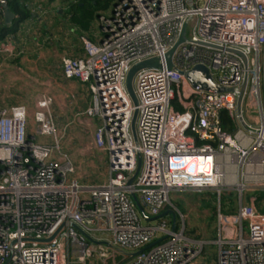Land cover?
Returning a JSON list of instances; mask_svg holds the SVG:
<instances>
[{
	"label": "built area",
	"instance_id": "obj_1",
	"mask_svg": "<svg viewBox=\"0 0 264 264\" xmlns=\"http://www.w3.org/2000/svg\"><path fill=\"white\" fill-rule=\"evenodd\" d=\"M7 1L0 0L2 16ZM95 21L99 40L80 32L83 55L60 63L65 78L87 86L85 113L98 121L93 143L106 155L107 179L80 182L57 139L34 140L54 133L44 112L33 114L29 135L24 106L0 108V264H197L207 242L185 236L183 221L179 230L163 217L148 223L132 195L148 217L166 206L178 215L170 192L215 189L219 196L231 174L264 181V0H113ZM184 26L175 69L167 68L164 55ZM10 46L1 42L0 55ZM151 58L162 66L136 72L134 106L126 74ZM196 64L225 90L192 85L182 72ZM244 76L243 127L236 104ZM223 111L232 132L223 127ZM138 154L140 169L129 183ZM214 243L215 264H264V216L240 203L237 215L220 222Z\"/></svg>",
	"mask_w": 264,
	"mask_h": 264
},
{
	"label": "crops",
	"instance_id": "obj_2",
	"mask_svg": "<svg viewBox=\"0 0 264 264\" xmlns=\"http://www.w3.org/2000/svg\"><path fill=\"white\" fill-rule=\"evenodd\" d=\"M72 2L75 0H29L30 16L15 27L14 14L8 24L2 17L1 25L14 29L0 36V43L11 44L10 53L0 55V108L24 106L29 135L35 131L33 114L44 112L54 133L34 134V140L49 145L57 139L59 150L75 168L72 176L80 182L101 183L107 179L106 155L99 156L105 158V169L100 170L96 159L101 158L95 157L93 143L98 121L85 113L90 104L87 86L65 78L60 63L63 56L83 55L80 32L92 41L99 40L100 34L93 20L87 29L72 22ZM197 264H203L201 259Z\"/></svg>",
	"mask_w": 264,
	"mask_h": 264
},
{
	"label": "rangeland",
	"instance_id": "obj_3",
	"mask_svg": "<svg viewBox=\"0 0 264 264\" xmlns=\"http://www.w3.org/2000/svg\"><path fill=\"white\" fill-rule=\"evenodd\" d=\"M113 0L108 1V5L103 11L99 13L107 16L112 5ZM95 18V17H94ZM93 18V23H96ZM91 25V24H90ZM173 106L178 108V104L173 101ZM231 121V129L228 130L232 132L235 127L234 122ZM224 126V125H223ZM226 128V127H224ZM228 129V126L226 130ZM102 153L96 152L99 160L96 159L98 163V168L100 170L105 169L104 156L99 157ZM240 172V169H238ZM251 172V171H249ZM253 174V172H251ZM231 174L228 180L222 181L220 183L221 187L224 188L220 195L215 189L204 190L200 192L195 191H177L170 192L169 199L171 204L175 207L176 211L179 212L180 216L176 215V230L181 227V221L184 222L183 234L194 241H206L203 250L198 259H201L203 264H214L217 245L214 243L217 241L218 226L221 221L227 220L234 215H237L239 204L242 203L245 206H253L254 212L258 216H264V181H258L254 177L250 176L246 179L240 177L237 174ZM234 178L233 183L231 182ZM83 179V178H82ZM260 180V179H259ZM82 182H91L82 181ZM240 183L241 189L235 184ZM166 210L169 208H167ZM167 225L171 227V218L169 215L163 217ZM143 223H147L145 219L142 220ZM148 223H153L149 221ZM230 224L231 221H229ZM71 264H83L75 260ZM111 264V263H110Z\"/></svg>",
	"mask_w": 264,
	"mask_h": 264
},
{
	"label": "water",
	"instance_id": "obj_4",
	"mask_svg": "<svg viewBox=\"0 0 264 264\" xmlns=\"http://www.w3.org/2000/svg\"><path fill=\"white\" fill-rule=\"evenodd\" d=\"M13 13L10 11L9 7L7 4L3 5V18L5 23H10L12 18H13ZM187 39L186 37V26H184L180 32V36L178 38V40L175 42V44L168 50V52L164 55V62H165V66L167 68H172L175 69L173 66V62H172V58H173V54L177 48V46L184 42ZM192 42H195L197 44H201V45H205V46H210L212 48H216L219 50H225L231 53H235L238 54L240 56H242L244 58V56L233 49L230 48H222L219 46H214V45H210V44H204L202 42L197 41L196 39H191ZM162 66L161 60L158 58H151V59H147L141 62H138L136 64H134L133 66H131V68L129 69V71L126 74L125 77V88L127 90V93L133 103L134 106H136L137 104V100H136V96L134 94V90H133V78L136 74V72L142 68H160ZM183 75L189 80V82L194 85V86H198L201 89L204 90H212V91H224L225 89L222 87L217 86L211 77L210 71L208 70V68L205 65L202 64H196L194 65L191 69L182 72ZM246 86V76H244L243 82L241 84V86L239 87L238 91H239V95H238V99H237V104H236V114L237 117L239 119L240 124L244 127V121L242 118V114H241V102H242V96H243V91L245 89ZM135 118H136V111L133 112L132 115V119H131V130H132V134L135 136L134 133V123H135ZM140 165H141V157L140 154L137 155V165H136V169L134 174L132 175V177L129 180V183L132 182V180L134 179V177L138 174L139 169H140ZM132 199L138 209V211L140 212V214L147 220L149 221H153L155 219L164 217L169 215L171 218V229L174 230L175 229V224H176V212L172 209V208H168L167 210H164L163 212H161L160 214L153 216V217H148L141 204L139 203L138 199L136 198L135 195H132ZM86 237L90 240V241H94L92 240L89 236L86 235ZM52 238L46 240L49 241ZM148 247V246H147ZM147 247L143 248L142 250L146 249ZM139 250L137 252L134 253V255L138 254L140 251Z\"/></svg>",
	"mask_w": 264,
	"mask_h": 264
},
{
	"label": "trees",
	"instance_id": "obj_5",
	"mask_svg": "<svg viewBox=\"0 0 264 264\" xmlns=\"http://www.w3.org/2000/svg\"><path fill=\"white\" fill-rule=\"evenodd\" d=\"M29 0H8L7 5L10 11L15 15L14 27L17 23L24 21L30 16V10L28 7ZM109 0H75L70 6L71 20L78 24L82 29H87L90 22L93 20L98 11L103 10L108 5ZM2 15L0 13V36H4L7 32L11 31L12 25L5 26L2 24ZM223 127L228 126V130L231 129V121L227 112H222ZM225 128V129H226Z\"/></svg>",
	"mask_w": 264,
	"mask_h": 264
},
{
	"label": "bare ground",
	"instance_id": "obj_6",
	"mask_svg": "<svg viewBox=\"0 0 264 264\" xmlns=\"http://www.w3.org/2000/svg\"><path fill=\"white\" fill-rule=\"evenodd\" d=\"M234 178H232V180H231V182L233 183V180ZM228 180V179H227ZM237 187H238V189H241L242 188V186L240 185V183H238V184H235Z\"/></svg>",
	"mask_w": 264,
	"mask_h": 264
}]
</instances>
